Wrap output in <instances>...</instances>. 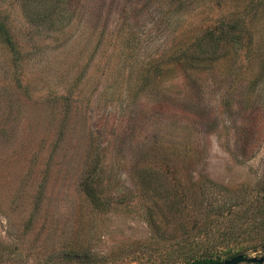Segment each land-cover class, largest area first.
Wrapping results in <instances>:
<instances>
[{"label": "rangeland", "instance_id": "1", "mask_svg": "<svg viewBox=\"0 0 264 264\" xmlns=\"http://www.w3.org/2000/svg\"><path fill=\"white\" fill-rule=\"evenodd\" d=\"M0 25V264H172L210 203L264 205V0H0Z\"/></svg>", "mask_w": 264, "mask_h": 264}, {"label": "trees", "instance_id": "2", "mask_svg": "<svg viewBox=\"0 0 264 264\" xmlns=\"http://www.w3.org/2000/svg\"><path fill=\"white\" fill-rule=\"evenodd\" d=\"M0 35L13 47L12 39L2 25ZM263 208L264 205L253 208L252 202L243 210L227 200L210 203L206 220L194 222L193 237L177 246L178 252L170 256V261L172 264H219L224 258L243 254V246H237L242 241L253 250L258 246L264 248Z\"/></svg>", "mask_w": 264, "mask_h": 264}, {"label": "water", "instance_id": "3", "mask_svg": "<svg viewBox=\"0 0 264 264\" xmlns=\"http://www.w3.org/2000/svg\"><path fill=\"white\" fill-rule=\"evenodd\" d=\"M219 264H264V256L256 258L239 254Z\"/></svg>", "mask_w": 264, "mask_h": 264}]
</instances>
